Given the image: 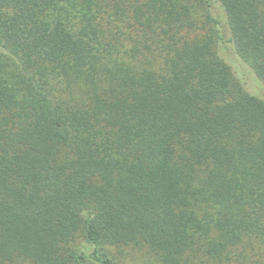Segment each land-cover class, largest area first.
I'll return each instance as SVG.
<instances>
[{"label": "trees", "instance_id": "1", "mask_svg": "<svg viewBox=\"0 0 264 264\" xmlns=\"http://www.w3.org/2000/svg\"><path fill=\"white\" fill-rule=\"evenodd\" d=\"M193 1L0 0V264H264V0Z\"/></svg>", "mask_w": 264, "mask_h": 264}, {"label": "rangeland", "instance_id": "2", "mask_svg": "<svg viewBox=\"0 0 264 264\" xmlns=\"http://www.w3.org/2000/svg\"><path fill=\"white\" fill-rule=\"evenodd\" d=\"M193 5H195V10L198 13V16L200 14H203V11L201 10V6H198V3H196V0L193 1ZM240 67V66H239ZM240 72L235 71L237 74V77L240 78V80L244 79L243 77H246L245 85L244 87L251 92H255L256 94H262L264 92V85L260 82H255L251 77H248L247 72L243 68H239ZM115 259L118 264H154V258L143 251H136V250H125L123 252H120L115 256Z\"/></svg>", "mask_w": 264, "mask_h": 264}]
</instances>
